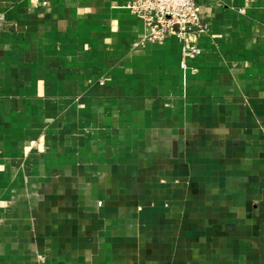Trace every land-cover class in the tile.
<instances>
[{
    "label": "crops",
    "instance_id": "obj_1",
    "mask_svg": "<svg viewBox=\"0 0 264 264\" xmlns=\"http://www.w3.org/2000/svg\"><path fill=\"white\" fill-rule=\"evenodd\" d=\"M130 1L0 0V264H264V0Z\"/></svg>",
    "mask_w": 264,
    "mask_h": 264
},
{
    "label": "built area",
    "instance_id": "obj_2",
    "mask_svg": "<svg viewBox=\"0 0 264 264\" xmlns=\"http://www.w3.org/2000/svg\"><path fill=\"white\" fill-rule=\"evenodd\" d=\"M127 7L144 22L145 41L161 43L177 35L184 40V60L200 53L194 37L207 33L208 26L199 0H131Z\"/></svg>",
    "mask_w": 264,
    "mask_h": 264
}]
</instances>
